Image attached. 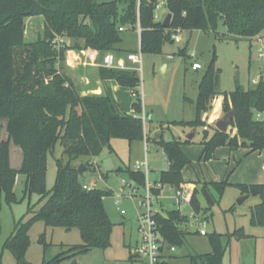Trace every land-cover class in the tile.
Listing matches in <instances>:
<instances>
[{"label":"trees","instance_id":"obj_1","mask_svg":"<svg viewBox=\"0 0 264 264\" xmlns=\"http://www.w3.org/2000/svg\"><path fill=\"white\" fill-rule=\"evenodd\" d=\"M160 1L0 0V200L3 198L8 206H12L30 200L34 194L39 197L36 204L28 205L15 232L3 245V250H8L17 264H29L26 256L31 245L30 231L37 222H43L47 228L78 229L82 240V244L40 264H70L78 254L110 248L114 224L104 200L112 196V191L84 189L85 177L79 175V164L73 162L83 157L100 156L113 138L130 142L144 140L138 71L105 67L97 70L102 81L114 80L134 96L133 113L121 115L110 97L82 96L70 77L55 69V54L50 42L54 34L83 40L86 50H96L101 56L111 52L117 58L137 52L121 47L127 31H139L143 54H161L165 43L174 42L172 35L177 30L218 34L219 27L223 26L228 35L238 39L264 37V0H168L167 14H172L169 28H164L163 21L155 19L156 5ZM34 16L43 17L45 38L28 43L24 37L25 21ZM69 50L64 46L60 52L63 62ZM179 53L187 54L186 49ZM218 93L216 73L210 66L200 83L197 118L186 123L187 126L194 128L202 124L201 114L209 109L211 100ZM224 107L226 111L235 112L231 128L237 133L231 136L228 132L216 131L210 136L207 130L204 131L203 159L209 161L215 148L225 145L232 149L242 146L248 153H263L264 121L256 120L255 115L264 112V79L253 89L238 87L225 94ZM3 119L7 121V140H1ZM58 143L63 147V155L68 156V162L63 164L57 160L55 185L49 191L48 156L53 154ZM155 143L163 150L168 169L161 172L158 181L161 188H153V194L159 196L164 186H171L176 191L189 189L193 194H190L193 212L200 210L196 198L198 187L186 183L182 177L183 170L190 164L183 145L191 143L190 140L174 138L166 141L161 137ZM12 144L23 154L20 170L11 167ZM118 171L127 173L131 182L145 188L147 179L143 172L130 168ZM20 174L26 176L21 198L14 190ZM228 184L223 180L202 185V194L209 205H214L215 200L207 185L222 193ZM239 188L242 194L260 198V203L252 210L251 223L264 228V184L241 185ZM153 218L170 246L177 248L185 244L191 223L189 216L178 209H170L166 213H155ZM2 231L0 209V238ZM249 237L239 229L228 236V244L233 238ZM224 239L225 236L219 233L210 235L211 252L192 256L191 264H223L227 250ZM40 243L45 248L50 245L45 242V233L41 235ZM162 264L168 263L165 260Z\"/></svg>","mask_w":264,"mask_h":264},{"label":"rangeland","instance_id":"obj_2","mask_svg":"<svg viewBox=\"0 0 264 264\" xmlns=\"http://www.w3.org/2000/svg\"><path fill=\"white\" fill-rule=\"evenodd\" d=\"M166 11V7L161 9L160 21H164ZM44 32L45 22L42 16L26 19L24 26L26 42L31 43L44 39ZM123 36L125 40L121 47L132 51L139 50V31H127ZM178 36L180 41L165 43L161 54H143L142 69L138 72L141 82L139 90L143 102V112L140 116L142 121L144 114L150 117L146 122L143 121L144 140L130 142L127 139L113 138L100 156L91 159L83 157L73 162V164H79V166L83 164L86 167L85 183L90 184L94 181L96 185L94 189L112 191V196L105 198L104 206L114 224V229L110 248L107 250L92 249L87 253L78 254L70 264L74 261L77 264H132L131 252L141 240L139 217L146 212V208L142 205L145 189L131 182L127 173L118 170L129 168L135 170L136 166L145 162L147 157L150 165L148 181L152 185L159 181L161 171L167 169L168 164L162 149L152 140L148 144L145 143L146 139L150 140V137L146 135V130L150 129V125L156 127L152 129L153 131L164 133L161 137L166 141L180 137L185 139L196 131L195 142L183 146L190 164L183 170L182 177L186 183H193L198 187L196 198L201 208L193 212L191 207L193 194L191 193L189 206L184 205L181 208L183 214L191 219L188 225L189 234L185 238V244L177 247L174 256L168 257L166 262L168 264H191L192 256L211 252L210 235L219 233L225 236L226 252H231L232 264L263 263L260 251L264 248V228L251 223L252 210L260 203V198L250 196L242 204L238 201L246 196L242 194L239 186L264 184V152L248 153V149L242 146L232 149L225 145L216 147L209 161H205L202 157L204 150L202 141L204 131H206L204 128L207 127L210 136L219 131L216 124L230 111H226L224 107L225 94L235 91L238 87L244 90L253 89L257 86L259 78L264 79V59L258 56L260 45L256 40L238 39L228 35L223 26L219 27L218 34L210 31L185 30L180 31ZM50 40L55 54V69L61 74L66 73L82 96H89L83 94L87 92L85 90L87 87L92 86V83L87 85L83 78L87 77L92 81L91 77L97 75L100 66L87 65L84 59L80 67L81 72L67 65L68 51L64 62L60 57L64 46L70 48L69 51L84 50L87 52L88 50L84 48V41L58 34H54ZM182 49H186V56L179 53ZM111 54L117 58L116 54ZM194 63L200 64L202 68L197 71L193 70ZM210 66L216 73L219 93L211 100L209 109L201 114L202 124L192 128L186 123L197 118L196 102L200 83ZM45 79L47 80L48 76ZM253 80L256 82L254 83ZM120 89V93L113 94L117 97L119 108L125 109L126 102L128 107L125 110L127 113H132V103L135 98L129 89ZM1 124L3 127L1 140H7V121L3 119ZM228 133L235 136L237 131L230 126ZM57 160H61L63 164L68 162V156L63 155V147L60 143L56 145L53 154L48 156L47 189L49 191L55 185ZM22 161L21 149L12 144V168L16 170L21 168ZM25 180V175H19L17 178L15 192L19 197L23 195ZM223 180H227L229 184L222 193L207 185L215 200L214 205H209L202 194V185L219 183ZM123 181L138 188V193L131 198L123 196ZM191 188L194 191V187ZM125 191L132 194L130 188H125ZM175 194V188L171 186L166 188L163 195L156 198V203L152 207L153 213H166V210L179 209L175 205ZM38 199L39 197L34 194L30 200L27 199L11 207L4 202L3 198L1 199L3 226L1 245L12 235L16 224L26 214L28 205L36 204ZM160 203L165 210L162 211ZM192 213L193 218H191ZM204 220H206V225L203 224ZM202 229L207 235L203 236L199 233ZM239 229H243L250 237L241 240L233 238L228 244V236ZM43 233H45V242L50 244L47 248L40 243ZM30 237L31 245L26 256L30 264H40L43 260L49 261L58 254L82 244L78 229L66 231L62 228H47L43 222H37L32 227ZM258 238L260 239L257 242Z\"/></svg>","mask_w":264,"mask_h":264},{"label":"built area","instance_id":"obj_3","mask_svg":"<svg viewBox=\"0 0 264 264\" xmlns=\"http://www.w3.org/2000/svg\"><path fill=\"white\" fill-rule=\"evenodd\" d=\"M168 0H162L156 5L155 9V19H161V9L166 7ZM165 17V16H164ZM123 31V29H120ZM180 30H177L173 35V40L180 41L178 33ZM258 44L260 45L258 48V56L259 58L264 59V37H258L256 39ZM143 63V53L141 50V46L137 52L129 54L126 58H116L111 53H106L101 56V54L96 50H88L86 55V64L90 66H100L110 69H121V70H136L140 71L142 69ZM131 65V66H130ZM202 66L198 63H194L192 65V69L197 71L200 70ZM261 78H259L260 82ZM255 83L256 81L253 80ZM258 82V83H259ZM150 117L144 114L143 121L146 122ZM256 120L264 121V112L257 113L255 115ZM207 130V127L204 128ZM136 170L143 172L146 175V186H145V196L144 202L142 205L146 208V212H144L139 217V229L141 233V240L138 242L136 248L131 252V263L132 264H162L170 255H173L177 248L174 246H170L162 235L159 232L158 226L156 221L154 220L153 216L155 213L152 211L153 205L156 203V196L153 194L152 186L148 181V174L150 172V167L148 164V160L143 163H140L136 166ZM96 187L95 182L91 181L90 184L85 183L84 189L92 190ZM161 188V185H158ZM125 188H130L132 194L130 192H126ZM122 193L123 196H128L129 198L135 196L138 193V188L132 187L131 184H127L123 181V189ZM190 190L189 189H180L176 191L175 194V205L177 208H181L184 205H187L190 199ZM203 224L206 225V220L203 221ZM200 234L205 236L207 235L205 230H200Z\"/></svg>","mask_w":264,"mask_h":264},{"label":"crops","instance_id":"obj_4","mask_svg":"<svg viewBox=\"0 0 264 264\" xmlns=\"http://www.w3.org/2000/svg\"><path fill=\"white\" fill-rule=\"evenodd\" d=\"M167 13H168V11H166L165 12V15L167 16ZM88 52V51H87ZM87 52L86 51H84V50H72V51H68V53H67V65L68 66H70V67H72V68H75V69H78V70H80L81 72H82V68H80L81 66H82V62H83V60L85 59L86 60V55H87ZM92 67H95V66H92ZM85 71V70H84ZM92 79V81H90L87 77H84L83 78V80H84V83H86L87 85L89 84V83H92V86L91 87H87L85 90H87V92H85L83 95H91V94H94V93H97V92H100L101 91V89H103L104 90V92H105V95H107L108 97H110V99L114 102V104H115V106H117L118 107V109H117V111L119 112V114H121V115H127V114H132L133 113V108L131 109L132 110V113H127V111L125 110L127 107H128V104L125 102V109H122V108H119V102L117 101V97L116 96H114L113 94H118V93H120L121 92V89L120 88H123V89H128V88H125V87H122V86H120L116 81H114V80H106V81H102L97 75H93L92 77H91ZM131 92V91H130ZM132 94V93H131ZM119 97V96H118ZM133 104V103H132ZM116 107V108H117ZM125 110V111H124ZM156 127H152V125H150V129L147 131L146 130V135L148 136V137H150V140H148V139H146L145 140V143L146 144H148V142H150L151 140L155 143V141H157L158 139H160V137L161 136H163V134H161L159 131H157V130H152V129H155ZM154 134H155V136H154ZM192 134H194V136H193V138L190 140V141H192L191 143H194L195 142V138H196V131H194V133H192ZM188 136H190V135H188ZM177 139H180V140H182V141H184V140H188L187 139V137L184 139V138H177ZM170 141V140H169ZM156 144V143H155ZM12 146V145H11ZM184 146V145H183ZM184 151V150H183ZM249 152V151H248ZM259 153V152H258ZM147 158V157H146ZM166 158V157H165ZM148 160V159H147ZM167 160V159H166ZM23 162V161H22ZM167 164H168V161H167ZM150 166V165H149ZM12 167V166H11ZM186 168H188V167H186ZM21 168H19V169H17V170H20ZM168 169V168H167ZM167 169H164V170H167ZM16 170V169H15ZM163 171V170H162ZM161 171V172H162ZM161 174V173H160ZM21 175V174H20ZM19 176V175H18ZM18 176H17V178H18ZM159 179H160V177H159ZM213 181V180H212ZM16 182H17V180H16ZM150 182V181H149ZM210 182V181H209ZM151 184V183H150ZM158 182H156L155 183V185H152L151 184V186H152V188H158L159 189V187H158ZM254 185H256V184H254ZM15 186H16V184H15ZM169 186H164V187H162V190H161V192H160V195H159V197H161L162 195H163V192H164V190L166 189V188H168ZM14 190H15V188H14ZM16 193V192H15ZM17 194V193H16ZM18 196V195H17ZM19 197V196H18ZM19 198H21V197H19ZM0 203H1V200H0ZM161 204V208H162V211L163 210H165V207L162 205V203H160ZM18 205V204H17ZM186 206H189V204L188 205H186ZM11 207V206H10ZM182 208V207H181ZM181 208H179L178 210H180L181 212H182V209ZM166 211H168V210H166ZM183 213V212H182ZM193 213H192V215H191V218H193ZM23 218V217H22ZM21 218V219H22ZM2 219V218H1ZM20 219V220H21ZM19 222V221H18ZM15 228H16V226H15ZM15 228H14V231H13V233L15 232ZM12 233V234H13ZM200 233V232H199ZM12 236V235H11ZM10 236V237H11ZM9 237V238H10ZM8 238V239H9ZM7 239V240H8ZM259 239L260 238H258V239H256V241L258 240L259 241ZM263 239V238H262ZM6 240V241H7ZM5 241V242H6ZM257 241V242H258ZM4 242V243H5ZM4 243L1 245L0 244V264H17V261L15 260V258L13 257V255L8 251V250H3V245H4ZM28 253V252H27ZM260 255H262V264H264V248H263V250L262 251H260ZM174 256V255H173ZM170 257H172V255H170L169 256V258ZM28 261V260H27ZM29 262V261H28ZM29 264H30V262H29ZM223 264H232V261H231V252H226L225 253V256H224V259H223Z\"/></svg>","mask_w":264,"mask_h":264},{"label":"water","instance_id":"obj_5","mask_svg":"<svg viewBox=\"0 0 264 264\" xmlns=\"http://www.w3.org/2000/svg\"><path fill=\"white\" fill-rule=\"evenodd\" d=\"M171 19H172V14L169 13L167 14V16L165 17L164 21H163V27L164 28H169L170 24H171ZM94 96H105V92L103 89H101L100 92L91 94ZM234 116H235V112L233 110L229 111L222 119L219 120V122L216 124V128L222 132V133H227L229 127L231 126L233 120H234ZM194 134H191L190 136L187 137L188 140H191L193 138ZM86 167L81 164L78 168V172L80 176L84 175ZM250 196L246 195L243 196L242 198H240V200L238 201L239 204H242L243 202H245ZM72 264H77L76 261H74Z\"/></svg>","mask_w":264,"mask_h":264}]
</instances>
